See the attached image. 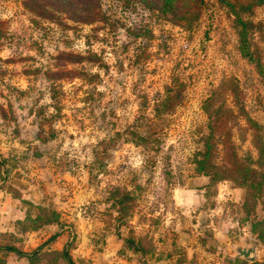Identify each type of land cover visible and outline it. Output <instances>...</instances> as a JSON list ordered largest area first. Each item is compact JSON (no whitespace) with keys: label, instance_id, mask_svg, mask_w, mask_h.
I'll list each match as a JSON object with an SVG mask.
<instances>
[{"label":"rangeland","instance_id":"rangeland-1","mask_svg":"<svg viewBox=\"0 0 264 264\" xmlns=\"http://www.w3.org/2000/svg\"><path fill=\"white\" fill-rule=\"evenodd\" d=\"M98 1L108 22L85 25L0 0V245L31 253L58 234L37 264H68L50 253L66 248L75 264H264V189L255 203L250 189L212 182L194 163L212 120L205 107L231 109L221 137L231 143L219 141L214 162L228 165L227 150L264 174V77L241 54L236 17L203 0L184 27L141 0ZM242 16L264 66V4ZM62 51L100 60L69 65L86 76L61 81L56 102L43 73ZM176 86L181 101L155 119L158 94ZM131 130L150 136L149 149ZM126 191L130 211L115 205ZM39 207L59 222L24 229ZM254 242L259 260L231 259ZM0 264L28 261L2 250Z\"/></svg>","mask_w":264,"mask_h":264},{"label":"trees","instance_id":"trees-1","mask_svg":"<svg viewBox=\"0 0 264 264\" xmlns=\"http://www.w3.org/2000/svg\"><path fill=\"white\" fill-rule=\"evenodd\" d=\"M54 0H26V6L34 9L37 17L45 18L51 21L60 19L57 16V13H64L65 16L77 23L92 25L94 23H107L109 18L106 13L102 10L101 5L98 0H63L65 3L57 5L53 2ZM146 3L147 7L157 9L158 12L163 14L165 17H172V21L175 24H181L184 27L189 26L191 23V18L195 16L197 10H194L195 7L200 6L203 3V0H158L157 3H153L150 0H141ZM222 5L229 7L234 16L237 19V23L240 26V51L241 54L247 58L250 62L256 65L259 73L264 77V66L262 65L259 59H256L249 51L248 47V23L244 20V13H252L255 7L261 6L264 4V0H217ZM43 4V5H42ZM45 5V6H44ZM56 5V6H55ZM46 6L47 8L46 10ZM38 9V10H37ZM40 11V12H39ZM42 11V12H41ZM167 19V18H166ZM60 21V20H58ZM60 24L62 23L59 22ZM188 23V24H187ZM64 25V24H62ZM51 66L43 73L47 82H49V94L52 100L58 102L57 90L59 89V83L64 80H72L75 78H82L86 76V72L77 71L75 68H71L69 65L72 64H81L85 61L97 63L100 58L95 53H88L87 55L78 54L74 52H59L57 55L52 56ZM182 90H179L177 86L168 87L165 95L162 97L161 94H158L160 100L157 101V104L154 107L153 117L155 119H162L171 113L174 112L176 105L182 99ZM145 107V106H144ZM208 115L211 117V124L209 125V132L207 136H202L201 140L203 141L202 149L198 150L195 155V164L197 165L196 172L198 174H203L211 178L212 182H219L222 180H233L239 187H246L252 192V198L255 203L257 199H263L261 192L264 189V174H258L254 167L252 166L253 162L250 163H241L240 159L235 154L229 153L226 150V161L228 165L222 167L214 162L215 153L218 152L217 144L222 142L227 147L231 143V140L221 139L224 132L222 129L227 128L228 124H225V114L229 113L233 115L231 109L219 110L215 109L214 114L209 112L208 106L205 107ZM146 118V116H142ZM249 130L254 132V137L258 136L259 124L252 120L250 117L247 118ZM226 122V121H225ZM228 123V122H227ZM131 141L135 145H144L145 148L149 149L150 146V136L131 130ZM44 141H46L44 139ZM232 146V144H231ZM264 153L263 147L260 152ZM230 156V158H229ZM238 158L233 164L234 158ZM116 194H119V189H116ZM114 195V197L116 196ZM115 205L122 206L121 210L128 211L132 209V202L135 199L132 196L130 191H126L120 194L119 198H115ZM128 205V206H126ZM41 213L37 216L32 217L27 215L25 220L20 224L24 225V229H29L32 231L38 230L44 226L57 224L59 222V214L56 211H48L43 207H39ZM29 223V224H27ZM261 222H256L253 224L255 229L256 226L260 225ZM58 237V234L52 236L47 240L43 245H41L34 252L28 253L22 250H19L16 246H1L0 251L4 250L9 253H14L18 257L24 258L28 261V264H37L41 259L40 251L44 246L49 245ZM262 239L264 234L261 235ZM130 243H133V240H129ZM55 257V260L62 259L68 264H75L69 250L66 248L63 251H52L50 252Z\"/></svg>","mask_w":264,"mask_h":264},{"label":"water","instance_id":"water-1","mask_svg":"<svg viewBox=\"0 0 264 264\" xmlns=\"http://www.w3.org/2000/svg\"><path fill=\"white\" fill-rule=\"evenodd\" d=\"M258 242H254L251 246H236L235 252L236 256L231 258L233 260L235 259H243L245 261H248L250 263H253L260 259V253L258 252Z\"/></svg>","mask_w":264,"mask_h":264},{"label":"crops","instance_id":"crops-1","mask_svg":"<svg viewBox=\"0 0 264 264\" xmlns=\"http://www.w3.org/2000/svg\"><path fill=\"white\" fill-rule=\"evenodd\" d=\"M192 199H193V198H191V199L188 200V199H186V198L183 197L181 201H182L183 203H188V204H189L190 201H192ZM4 213H5V212H4ZM3 215H4V214H3ZM2 219L5 220V221L8 220V225L11 223V221H13L10 217H9V218H6V216H2ZM9 219H10V220H9ZM1 222H2V220H1ZM10 225H11V224H10ZM2 231H4V228L2 229Z\"/></svg>","mask_w":264,"mask_h":264}]
</instances>
